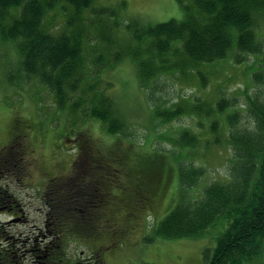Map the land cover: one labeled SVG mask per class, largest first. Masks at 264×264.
<instances>
[{
	"label": "trees",
	"instance_id": "16d2710c",
	"mask_svg": "<svg viewBox=\"0 0 264 264\" xmlns=\"http://www.w3.org/2000/svg\"><path fill=\"white\" fill-rule=\"evenodd\" d=\"M184 10L182 19L127 24L136 44L129 56L135 65L138 87L152 102L154 119L158 124L172 121L185 114L210 115L196 101L181 99L171 105L160 103L162 78L170 74L186 75L195 68V76L204 85L205 76L196 67L232 58L241 64L248 56L254 60L253 81L264 83V44L257 36V24L264 19V0H176ZM92 0H0V41H12L19 54L22 75L46 88L63 115L74 114V125L94 120L109 134L131 136L111 94V81L102 83L103 74L113 64L104 63L103 52L89 56L86 43L90 34L82 22V10ZM72 9L61 26L47 23V13L58 6ZM99 16L112 17L113 8H93ZM109 27V26H108ZM105 28V29H108ZM104 30V29H103ZM101 38L103 34H100ZM116 54L114 59H117ZM13 80V78H10ZM38 99V98H37ZM233 98L220 97L215 110L234 106ZM247 118L252 126L240 127L241 113L233 110L226 116V139L232 148L228 164V180L208 183L202 195L193 199L194 189L204 174V168L178 165V199L172 209L156 224L146 241L196 238L215 225L222 217L227 225L216 237L213 247L202 251L203 264H262L264 255V98L248 94L245 99ZM82 113V116H79ZM51 115L57 116V112ZM216 121L211 128L216 127ZM19 121L14 124L15 130ZM75 127L62 135L79 149L88 151L89 137L76 133ZM86 128V127H85ZM73 131V132H71ZM77 134V135H76ZM60 136V135H59ZM58 136V137H59ZM81 136V138H80ZM168 139V137H163ZM169 140V139H168ZM27 141L12 135L6 143L27 148ZM171 142V140H169ZM197 135L184 129L171 143L195 146ZM216 141H219L218 138ZM59 146L63 147L62 144ZM68 145L65 144L64 147ZM60 147V148H61ZM81 161L88 154H80ZM179 162V161H178ZM69 169L49 182L48 223L52 233L50 250L57 258L65 257L62 248L76 237V226L62 197L71 196L76 188L75 162ZM83 184L88 182L84 181ZM107 188L106 193L109 192ZM109 196V194H108ZM110 197V196H109ZM109 211V209H108ZM70 213V214H69ZM13 248L7 241L0 244L4 260Z\"/></svg>",
	"mask_w": 264,
	"mask_h": 264
},
{
	"label": "rangeland",
	"instance_id": "374dc122",
	"mask_svg": "<svg viewBox=\"0 0 264 264\" xmlns=\"http://www.w3.org/2000/svg\"><path fill=\"white\" fill-rule=\"evenodd\" d=\"M100 6L113 8L116 14L112 17L95 14L93 8ZM70 12L72 9L69 6L60 5L49 11L45 20L61 26ZM80 15L83 19L78 23L90 34L89 42L86 43L89 56L101 50L104 63L113 64L105 69L107 71L103 74L102 83L112 82L107 92L130 128L131 136L109 134L94 120H87L85 126L82 123L75 126L74 114L63 115L61 112L67 111L57 109L46 88L39 87L35 81L20 73L19 54L13 42L0 41V146L10 140L12 135L27 140L25 142L31 154L32 186L23 189L25 195H22L30 223H38L43 217L39 178L46 177L49 180L62 175L69 169L71 160H74L75 165L77 160L81 161L80 153L78 156L80 150L76 145L69 139H57H61L74 126L73 130L76 129L79 134L85 129L93 147L101 156L104 155L101 162L99 153H96L95 158L98 160L96 170L102 176L99 181L101 188L104 189L105 185L106 190L110 189V218L103 227L106 255L110 263L203 264V249L213 247L216 237L227 225L222 217L200 237H155L152 241H146L144 237L152 233L156 224L177 202L179 163L205 170L198 185L191 190L193 199L202 195L208 183L228 180L232 148L226 139V116L238 109L241 113L239 126L250 128L252 121L247 118L244 109L245 99L251 93H258L264 98V83L253 81L256 58L248 56L241 64H234L232 58H228L212 64L197 65L196 68L205 76L204 85L195 76V68L188 70L186 75L174 73L163 77L162 97L158 99L160 103L168 106L181 99L197 100L198 104L203 105L204 112L209 110L210 115L185 114L158 124L153 116L152 102L147 101L145 93L137 84L135 65L129 56L136 42L130 28L126 26L137 22L155 24L171 18L182 19L184 10L181 5L176 0H92ZM258 21L257 36L264 44V19ZM100 34H103L102 38ZM116 54L118 58L114 59ZM223 96L233 98L234 106L226 107L223 111L215 110V102ZM52 112H57V116L51 115ZM16 121H19V126L15 130ZM214 121L217 125L211 128ZM184 129L197 135L195 146L171 143ZM162 136H167L171 142ZM217 138L219 141H216ZM65 144L68 146L64 147ZM77 174L81 177V185L77 188L87 192V184L83 183L92 179L88 166H80ZM13 187L12 183L10 188ZM17 188L15 185L14 190L19 192ZM101 188L96 189V193H104ZM73 197L74 192L71 196L62 197V202L66 208L69 207L74 222L77 218L84 220L85 213H77ZM0 218L6 219L7 215L1 214ZM16 227L25 229L28 225ZM261 263L264 264V255Z\"/></svg>",
	"mask_w": 264,
	"mask_h": 264
},
{
	"label": "flooded vegetation",
	"instance_id": "af4514ba",
	"mask_svg": "<svg viewBox=\"0 0 264 264\" xmlns=\"http://www.w3.org/2000/svg\"><path fill=\"white\" fill-rule=\"evenodd\" d=\"M79 150L78 156L79 153L86 152L88 160L80 162L77 160L76 174L80 166H88L92 179L88 182V191L84 192L77 188L78 185H81V177L77 174L73 202L77 213L84 212L86 217L84 220L77 218L74 222L76 223V237L69 240L62 248L65 257L57 258L52 254L49 246L52 241L49 239L52 229L49 228L48 223V189L51 179L39 178V199L44 208L41 209L43 217L39 219L38 223L31 224L27 208H25V191H22L32 186L31 154L28 148L21 147L14 142L0 146V215H7L6 219L0 218V244L7 241L10 248H13L11 255L5 260L0 255V264H111L106 255L108 252L103 233L104 224L110 218L108 211L110 200L105 185L104 189L101 188L99 181L102 176L96 170L98 160L95 155L99 152L93 147L91 141L88 143V151ZM99 155L101 162L102 159L104 160V155L101 156L100 153ZM17 168H20V171H17ZM12 183L14 184L13 189L10 188ZM15 185L18 186L19 192L14 190ZM42 186L43 189H41ZM99 188L104 193H96V189ZM67 208L69 207L67 206ZM97 222L100 223L97 225ZM17 225H28V227L18 229Z\"/></svg>",
	"mask_w": 264,
	"mask_h": 264
}]
</instances>
